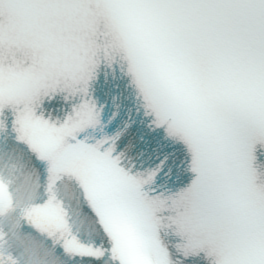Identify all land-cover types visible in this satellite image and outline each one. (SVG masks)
I'll list each match as a JSON object with an SVG mask.
<instances>
[{
	"label": "snow or ice",
	"instance_id": "6c2138e0",
	"mask_svg": "<svg viewBox=\"0 0 264 264\" xmlns=\"http://www.w3.org/2000/svg\"><path fill=\"white\" fill-rule=\"evenodd\" d=\"M0 264H264V0H0Z\"/></svg>",
	"mask_w": 264,
	"mask_h": 264
}]
</instances>
